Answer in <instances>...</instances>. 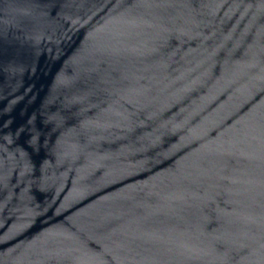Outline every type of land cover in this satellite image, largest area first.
<instances>
[{"label":"water","instance_id":"95a60500","mask_svg":"<svg viewBox=\"0 0 264 264\" xmlns=\"http://www.w3.org/2000/svg\"><path fill=\"white\" fill-rule=\"evenodd\" d=\"M0 264H264V0H0Z\"/></svg>","mask_w":264,"mask_h":264}]
</instances>
